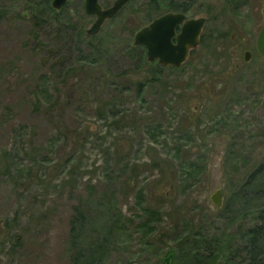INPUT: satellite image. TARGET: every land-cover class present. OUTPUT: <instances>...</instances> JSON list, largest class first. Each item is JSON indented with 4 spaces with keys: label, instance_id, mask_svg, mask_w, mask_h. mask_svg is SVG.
Here are the masks:
<instances>
[{
    "label": "rangeland",
    "instance_id": "obj_1",
    "mask_svg": "<svg viewBox=\"0 0 264 264\" xmlns=\"http://www.w3.org/2000/svg\"><path fill=\"white\" fill-rule=\"evenodd\" d=\"M149 1L91 35L84 0L35 14L0 0V264H71L100 243L93 264H163L200 228L219 239L220 264L242 259L264 203V191L242 190L264 155V0L195 5L207 21L181 68L133 47ZM145 207L159 212L147 237L135 232Z\"/></svg>",
    "mask_w": 264,
    "mask_h": 264
},
{
    "label": "trees",
    "instance_id": "obj_2",
    "mask_svg": "<svg viewBox=\"0 0 264 264\" xmlns=\"http://www.w3.org/2000/svg\"><path fill=\"white\" fill-rule=\"evenodd\" d=\"M29 2V10H33L34 14L37 12L38 8L43 12L44 8L47 10L51 8V0H27ZM194 1L196 0H184L181 2H169L163 4L161 0H150L148 3L144 4L141 12L147 16V20H152L156 14H161L163 5H167L169 10H190L194 7ZM134 48L138 46H133ZM142 49L141 56L146 57V50L144 47L139 46ZM159 66V64H158ZM264 173V155L256 167L255 171L250 174V178L242 184L243 191L253 192V195L263 194L264 188L259 185L258 180L260 175ZM259 174V175H258ZM258 175V176H257ZM145 222L141 223L139 228L135 231L145 237L151 235L154 230V218L159 214V212L153 207H145ZM78 216L83 214L78 211ZM122 219V216H119ZM255 223L253 226L249 227L245 232V241L238 250V256L242 259L239 264H264V203L259 206L257 211L254 213ZM128 220V219H127ZM187 225L190 222L187 220L183 224ZM189 223V224H188ZM147 229V231H146ZM143 231L146 233H143ZM219 239L214 236H207L203 230L200 228L195 233H189L187 236L181 237V243L177 247L169 249V251L163 252L161 255V262L163 264H174L176 258L179 255L191 257V262L194 264H220L221 259L219 258L223 255L222 247L218 248ZM215 246L217 249H215ZM233 250V249H232ZM230 250V252L232 251ZM105 252V243H100L93 249H90V254L84 259L81 254H76L72 257L71 264H93L94 262L100 260L101 256ZM229 252V254H230ZM173 253V257H171Z\"/></svg>",
    "mask_w": 264,
    "mask_h": 264
},
{
    "label": "water",
    "instance_id": "obj_3",
    "mask_svg": "<svg viewBox=\"0 0 264 264\" xmlns=\"http://www.w3.org/2000/svg\"><path fill=\"white\" fill-rule=\"evenodd\" d=\"M129 1L131 0H115L112 6L104 8L100 0H84L86 13L96 16V20L87 32L91 35L96 34L104 22L113 18ZM66 2L67 0H53L52 5L56 9H61ZM184 19V14L173 12L155 18L148 26L142 27L134 35V45L144 46L147 59L151 62L158 60L164 66L180 67L187 61L190 51L199 45L206 21L205 18L188 19L182 26V32L175 34L176 26ZM256 48L264 56V21L257 36ZM251 56L250 51L245 52L247 61ZM211 199L216 206L221 207L223 203L222 190L217 189L211 195ZM171 257H173V253H171Z\"/></svg>",
    "mask_w": 264,
    "mask_h": 264
},
{
    "label": "flooded vegetation",
    "instance_id": "obj_4",
    "mask_svg": "<svg viewBox=\"0 0 264 264\" xmlns=\"http://www.w3.org/2000/svg\"><path fill=\"white\" fill-rule=\"evenodd\" d=\"M53 1V0H52ZM52 1H51V6L53 7V5H52ZM201 1L202 0H196V1H194V7L192 8V9H190V10H186V11H183V10H170V11H167V12H164V13H161V14H159V15H156L152 20H150L149 21V23L148 24H150L155 18H158V17H160L161 15H163V14H166V13H170V12H173V13H182V14H184L185 15V19H184V21H182L181 23H179L177 26H176V28H175V34H180L181 32H182V26L184 25V22L186 21V20H188V19H192V18H194V19H198V18H205V20L207 21V18L206 17H204V16H200V17H198V16H195V13L197 12V10L195 9V5H199V4H201ZM100 2H101V0H100ZM130 2V1H129ZM67 3H68V0H67V2H66V4L62 7V8H64L66 5H67ZM249 3V1L248 0H235V4L234 5H236V6H240V5H246V4H248ZM102 4V3H101ZM127 4V3H126ZM125 4V5H126ZM124 5V6H125ZM103 6V5H102ZM123 6V7H124ZM122 7V8H123ZM61 8V9H62ZM85 8V7H84ZM122 8L120 9V11L122 10ZM53 9H56V8H54L53 7ZM56 10H60V9H56ZM142 10H144V8H142ZM211 10H212V8H211ZM119 11V12H120ZM119 12L117 13V14H119ZM116 14V15H117ZM115 15V16H116ZM89 16H91V17H94L95 18V20H96V16H94V15H89ZM114 16V17H115ZM113 17V18H114ZM110 19H112V18H110ZM94 20V21H95ZM109 20V19H108ZM107 21V20H106ZM206 21H205V23H206ZM146 26V25H145ZM148 26V25H147ZM205 26V25H204ZM144 27V26H143ZM142 28V27H141ZM138 32V31H137ZM136 32V33H137ZM203 32V31H202ZM135 33V34H136ZM201 36H202V33H201ZM201 36H200V40H201ZM174 41H176V39L174 38ZM200 44V43H199ZM141 47H144V46H141ZM145 48V47H144ZM195 49V48H194ZM194 49H192L191 51H190V54L192 53V51L194 50ZM145 50H146V48H145ZM190 54H189V56H190ZM146 57H147V54H146ZM189 58V57H188ZM148 60V59H147ZM149 61V60H148ZM155 61H157L158 63H159V61L158 60H155ZM154 62V61H153ZM187 62H185V63H183L180 67H176V66H173V65H169L168 67H173V68H181V67H183L185 64H186ZM160 65H162V66H164L163 64H161V63H159Z\"/></svg>",
    "mask_w": 264,
    "mask_h": 264
}]
</instances>
